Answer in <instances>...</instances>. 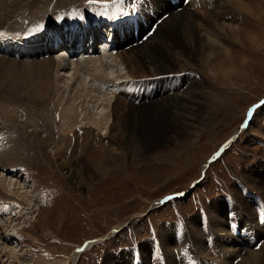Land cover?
<instances>
[{"label":"rangeland","instance_id":"1","mask_svg":"<svg viewBox=\"0 0 264 264\" xmlns=\"http://www.w3.org/2000/svg\"><path fill=\"white\" fill-rule=\"evenodd\" d=\"M25 1L16 0L14 7L19 6L18 10L13 9L12 12L17 16L20 10L24 14L21 16L27 15L26 19H29V22H34L36 18L44 15V19H48L57 7L77 2V0ZM192 1L194 0L183 5L181 11L177 10L179 12L172 10L174 7L168 1H165L166 9L159 0H149V4H151L150 9L157 15L168 12L163 18L167 20L177 13L184 12V9L189 10L196 18L191 22L192 29L205 46H207V41L204 26L207 25L204 18L205 15L211 14L213 5L216 4L219 8L213 11L221 12L216 13L219 17L215 20L211 18L215 21V27L213 23H209L211 28L219 30L216 32L220 35V43L222 47L230 51L233 64L223 62L222 53L213 52L210 54V64L205 65L196 60L192 62L191 72L184 70L178 72L179 75L174 72L173 76L176 75V77L172 79V83L174 87L177 86L173 89V93L176 88V93L188 88L189 83H184L186 74L194 73L196 79H200L203 91L207 92L200 100L202 108L197 111L196 115H193V112L185 113L189 117L187 124H184L183 118L176 117L171 112L169 121L174 122V119L178 118L180 123L170 124L169 129L158 133L153 144L146 151L138 153L137 150H131L136 152L131 155L123 148H118V153L115 154L116 149L108 145L105 139L108 136L107 127L102 129L103 125H99L98 128L88 129L86 127L88 124L83 123L80 110L77 112L79 107L76 109L79 121L77 126L68 135L62 134L60 131L61 114L55 103L45 100L43 104H35L25 94L13 96V90L7 91L4 87H0V125L5 126L11 139H14L12 142L18 148L20 156V161L14 166L0 167V178L4 179L7 176L12 180L18 179L19 184L21 183V190L29 191L27 198L31 197L34 210H36L35 205L38 208V204L40 205V213L46 217V228L49 230H44L40 223L34 221L35 211L27 216L18 215L20 219H14V226L7 221L6 214L0 213V264H121L124 257L129 260L134 254L138 258L136 244L150 245L157 241L160 234L169 227L185 229L188 221L207 214L216 199L222 200V197H226L224 194L229 195L230 192L231 196H242L241 185L251 192L260 193L254 182L249 179L253 175L264 177V0H243L251 6L249 13L240 7L223 4V0H216V3L212 5H201ZM2 3L8 6L9 0ZM143 3L147 7L146 1ZM148 10L149 8L143 10L147 17L149 16ZM7 13L4 16L1 11V19H14V16ZM19 17H15V20ZM149 17L153 20V17ZM223 23L224 25L231 23L235 28H241L243 32L256 34L257 42L263 45L259 47L258 44L256 47L254 44L256 42H248L247 34L240 30V41L245 42L241 47L239 42L234 43L233 39L227 38L228 32L223 31ZM158 24L164 26V22L160 21ZM1 31L2 29H0V34H2ZM171 32L169 33L173 38L177 37L175 31L171 30ZM113 37L118 43L120 37L117 36V38L114 34ZM122 46L123 43L117 45L115 50L117 52L122 50ZM80 54L83 57L84 52L81 51ZM35 56L15 59L18 62L17 67L21 69L22 64L19 63L25 60L45 59V57L34 58ZM54 56L57 57V55ZM90 56L94 55L87 54L88 59ZM0 58L1 63L4 64L14 62L11 55L2 56L0 54ZM65 60L72 61L71 59ZM117 67V69L111 68L112 70L110 69L107 73L109 69H106L104 71L106 76L111 72V74L115 73V70L116 72L119 70V74L126 71L124 65ZM70 70L67 68L65 73L61 71L58 74L61 81L56 82L59 88L58 94L62 93L65 100L73 94L72 91L79 81H81L80 84L87 82L84 79L88 76L87 73H79L72 79L73 77L71 78L67 73ZM222 72H226L224 76L221 75ZM181 74L183 77L180 78ZM191 76L195 78L193 74ZM66 77H68L67 85L69 86H66L67 89L63 84ZM121 78L124 83L128 82L126 79H130ZM135 78L130 82L139 81L145 77ZM94 85L98 84L94 83ZM182 87H184L183 90ZM137 90L138 87L135 91ZM122 93L124 94L123 90L119 95ZM56 96L55 99L53 97L54 101L57 99ZM87 98L88 94L83 103H87L88 109L98 110L103 115L107 113L105 116L108 126L110 123L108 101L95 109L91 108L92 98ZM123 98L124 95L120 101L127 100L126 97V99ZM8 101L15 106V109L11 110L15 117L9 114ZM77 101L79 102L78 99L74 102ZM249 108L252 113L246 127L239 131L238 136L232 139L233 141L231 140V143L222 149L216 158L208 160L224 143V138L239 127V122ZM115 126L117 130H120V127ZM81 138H83L82 141ZM19 165L21 166L20 171L13 170ZM74 168L80 169L81 176L73 181L69 177V172ZM189 187L190 191L185 190ZM171 192H183V194L179 197L173 196L172 200L168 199L169 201H160L165 194ZM250 197L252 196L247 198ZM25 198L21 199L24 208ZM24 208H21V211H24ZM182 217L183 222H181ZM259 220L261 219L259 218L258 222ZM15 226V231L19 233L16 238L22 241V245L14 243L13 237L10 236L15 232L12 230ZM254 233L258 235V238L262 235L264 237L263 229H254ZM92 237L99 241L92 242V245L85 248L80 255L75 252L76 244ZM207 239L208 237L206 241ZM236 240L231 246L239 244L248 251L255 239L249 243ZM261 245H264V242L256 249L264 251V246ZM3 246L6 249L13 248L18 251L20 263L12 257L8 259L10 261L4 262ZM233 247L228 251L230 255L232 254L230 251H235L237 248ZM245 249L240 250L239 253L244 254ZM210 252L214 256V252L211 250ZM75 256L77 258L74 261ZM231 256L234 257L231 263H238L240 258L235 253ZM236 258H238L237 261L233 263V259Z\"/></svg>","mask_w":264,"mask_h":264},{"label":"bare ground","instance_id":"2","mask_svg":"<svg viewBox=\"0 0 264 264\" xmlns=\"http://www.w3.org/2000/svg\"><path fill=\"white\" fill-rule=\"evenodd\" d=\"M4 1L6 0H0V12L2 11L4 16L7 12H9L11 16H14V19L12 18V20L1 19L0 17V29H2V34H0V36L3 35L8 37L9 33H12L16 26H20V23L23 22V19H25L27 15L21 16L24 14L19 10L17 16L20 17L18 20H15V17L17 16L12 10H18L19 6H16V8L14 7L16 0H9L8 6L3 5L2 2ZM194 1L201 5H212L214 2L216 3V0ZM207 1L210 2L208 3ZM159 2L165 9L167 8L165 0H159ZM224 3H226V5L240 7L248 13L250 12L249 10L251 6L247 5V2H244L243 0H223V4ZM217 8L219 7L214 4L213 10L215 11ZM143 10V6H141L139 13L141 17L146 19L147 24H150L153 20L149 16L147 17V14ZM213 10L210 12V15H205L204 18L207 25L204 26L207 46L201 43V40L197 38V34H195V31L192 29L191 22H193V19L196 20V18L191 15L189 10L184 9V12L177 13L175 16H171L172 18L169 17L168 20H161V23L164 22V26L156 24L148 37L141 41L132 42L133 39L131 38L130 32L125 33L124 36L119 39V41H123V46L121 48L122 50L118 52L115 49L117 48V45H119V42H115L114 37H112V42L115 44L113 47L115 51L113 53L109 54V51L104 47L105 45L100 46V51H97L96 47H94L93 51L89 53L94 56H90L87 61H68L65 60V58L61 59L54 55L47 54L45 59L43 58L44 56L42 57L43 59L41 61H22V63H19L22 64L21 69L17 67L18 62L15 61V58L14 62H9L7 64L1 63L0 61V87H4L7 91H9V89L10 91L13 90V96L18 94L21 96L25 94V96H29V98L32 99L30 101L35 102V104H43L45 100L55 103V106L59 107L61 114L62 123L60 125V131L62 134L68 135V133L77 126L79 122L77 112L80 110L81 117L83 115L84 120V122H82L85 125L88 124L89 127L86 126L88 129L90 127L94 129L98 128L97 126L99 125H103L104 128L102 129L107 127L106 131H108V136L105 135V139L108 145L113 146L116 149L115 154L118 153V148H123L131 155L136 154V152H132L131 150H137L138 153H141L146 151L149 146L153 144L158 133L169 129L170 124L173 125L175 123H180L178 118L174 119V122L169 121L171 112L176 117L183 118L184 124H187V119L189 117L185 113L193 112V115H196L197 111L202 108L200 100L205 97V93L207 92L203 91V85L200 84V79H196L194 73H190V75L186 74L184 83H189L188 88L183 90L184 87H182L183 91L177 93L176 88L174 94L173 89L177 86L174 87L172 83V79L176 77V75L173 76L174 72L178 75V72L184 70L186 72H191V68H193L192 62L194 63L196 60L205 65L210 64V54H213V52L217 54L222 53V61L224 60L223 62H226V64H233V62H231L232 55L230 51L222 47L220 43V35L216 32L219 30L214 29L215 21L211 20V18L215 20L219 17L216 13H220L221 11L215 13ZM259 19L262 20V18ZM209 22L213 23V28H211ZM165 23L170 27V30ZM222 25V28H224L223 31H226V33L228 32L227 38L233 39L234 43L239 42V45L243 47L245 42L242 40L240 41L239 38L241 28H235L231 23L229 25H224L223 23ZM144 30L145 28L139 25L138 35H140L139 31L142 33ZM168 30L169 32H171V30L175 31L177 37L173 38ZM242 33L247 34L246 36L249 38L247 39L248 42H256L254 43L256 47H258V44L259 47L263 45L261 42H257L256 34L252 35L251 32L248 33V31H242ZM41 40V38L31 40L28 42L27 46H22L20 49H24L25 52L29 53L27 58L35 55L38 56L43 53H49L48 51L51 49L49 41L51 38L48 37L44 44ZM122 43H120V45ZM254 44L251 46L253 47ZM3 53L0 52L2 56L4 55ZM0 60L2 59L0 58ZM11 60L13 61V59ZM122 65H124V69L126 70L123 74H119V70L117 72L115 70V73H110V77V74L106 76V73L108 71L110 72L111 68L113 69V67H115V69H117V66ZM67 68L71 69L67 73H69L71 78L73 77L72 79H74L75 75H78L79 73H87L86 75L88 76L84 78L87 82L80 84L81 81H79L75 89L72 91L73 94L65 100L62 93L61 95L58 94L59 88L56 82L61 81L58 74H60L61 71L65 73L64 71H66ZM106 69L109 70L106 71ZM104 71H106V73ZM101 72L104 73L99 74ZM224 73L222 72L221 75ZM192 74L195 78H192ZM214 75L217 76L215 73ZM68 77H66V81L63 82L65 88L66 86L69 87L67 85ZM121 77L130 78L126 80H132L135 77L145 78H141L142 80L140 79L139 81L117 83L118 86H121L124 94L122 93L119 95L118 93V95H113L110 90L101 89V86L105 89L104 84L113 85V82L118 80L122 81ZM181 77H183V74L180 75V78ZM53 82H55V85H53ZM71 82H75V80H71ZM90 82L92 83L90 84ZM94 83H97L100 87H97L98 85L95 86ZM128 86H132L131 90L134 91L138 87V90L135 92L140 93L141 90L142 93L138 96L130 95L128 92ZM151 89L153 90L152 95L149 93ZM178 91H180L179 88ZM87 94L88 98H92V100L90 99L93 104L91 108L98 109L97 106H101L102 103L108 101V106L110 105V113L108 115L110 117V123L108 126L105 116L107 113L103 115L100 114L98 110L91 111L88 109V106L86 105L87 103H83ZM123 95L124 98H127L126 101H120V98ZM55 96L57 99L54 101ZM62 99L64 100L63 103ZM77 99L79 102H74ZM135 99L138 100L137 104L133 103V100ZM7 104L9 105V109H6L9 110V114L15 117L14 112L11 111L15 109L14 104L10 101H8ZM78 107L80 109L77 111L76 109ZM115 125L120 127V130H117ZM13 140L5 126L0 125V167L2 168L9 166L12 167L15 163L20 161L18 148L13 144ZM82 140L83 138H81V141ZM69 174V177L74 181L76 178H80L81 171L80 169L74 168ZM8 178L9 177L7 176L4 179L0 178V208L2 210H0V213L6 214L7 221L14 226V219L19 218L18 215L21 214L27 216V214L35 211L36 215H34V221L40 223L44 227V230L49 231L46 228V217L40 213V205L38 204L39 208L35 205L36 210H34V204L31 203V197L29 196L27 198V195L30 194L29 191L21 190V183L19 184L17 181L18 179L16 180L15 178V180H12L11 178ZM249 180L254 182L256 189H258L260 193L251 192L243 187L246 196L242 193V196L232 195L231 198L222 197V200L216 199L210 207V210L207 211L208 215L205 214L202 218L195 217L191 221H188L185 229L166 228L163 233L160 234L159 238H157V241L150 243V245H147L146 243L136 244L138 258L137 256L135 257L134 254L133 256H130L129 260L124 257L121 260V264H232L231 260L234 257L231 255L233 253L240 258L236 264H264L263 250L261 251L260 249L257 250L250 248L246 251L244 247L236 244V246H234L237 247L235 251H230L232 252L231 255L228 252L231 247H233L231 245H233V242L236 239L249 243L251 237H254V244L255 242H258L259 246L264 242L263 235L258 238V235L254 233V229L264 230V177L261 178L260 176L253 175ZM248 196L252 197L247 198ZM23 198L26 200L25 208L23 206V200H21ZM21 208H24V211H21ZM260 211L263 212V218ZM257 218H260L261 220L258 222ZM15 228L16 226L12 230L15 231ZM206 237H208L207 241ZM242 249H245L244 254L239 253ZM210 250L214 252V256H212ZM2 251L5 256L4 262H7V260L12 257L20 263L17 255L18 251L13 250V248L6 249L4 246L2 247ZM76 256L74 257V261L77 258Z\"/></svg>","mask_w":264,"mask_h":264},{"label":"snow or ice","instance_id":"3","mask_svg":"<svg viewBox=\"0 0 264 264\" xmlns=\"http://www.w3.org/2000/svg\"><path fill=\"white\" fill-rule=\"evenodd\" d=\"M90 2H96V0H90ZM119 2L122 3L123 0H119ZM133 8H135V6H133ZM106 10H107V4H105V11H106ZM101 14H104V13H101ZM120 14H121V15H127V13H123V12H121Z\"/></svg>","mask_w":264,"mask_h":264}]
</instances>
